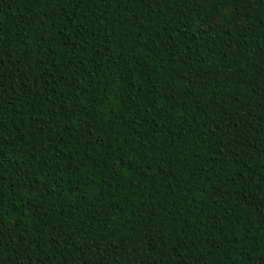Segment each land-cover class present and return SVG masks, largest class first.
Masks as SVG:
<instances>
[{"label":"trees","instance_id":"1","mask_svg":"<svg viewBox=\"0 0 264 264\" xmlns=\"http://www.w3.org/2000/svg\"><path fill=\"white\" fill-rule=\"evenodd\" d=\"M0 264H264V0H0Z\"/></svg>","mask_w":264,"mask_h":264}]
</instances>
